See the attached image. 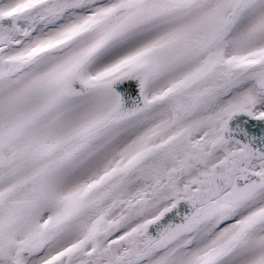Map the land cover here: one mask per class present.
Segmentation results:
<instances>
[{
  "label": "snow or ice",
  "instance_id": "6c2138e0",
  "mask_svg": "<svg viewBox=\"0 0 264 264\" xmlns=\"http://www.w3.org/2000/svg\"><path fill=\"white\" fill-rule=\"evenodd\" d=\"M0 264H264V0H0Z\"/></svg>",
  "mask_w": 264,
  "mask_h": 264
}]
</instances>
